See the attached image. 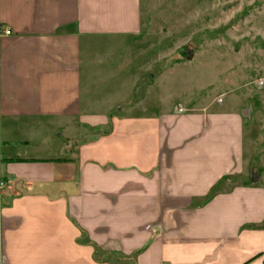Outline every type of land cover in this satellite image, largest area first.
<instances>
[{"label": "crops", "instance_id": "1", "mask_svg": "<svg viewBox=\"0 0 264 264\" xmlns=\"http://www.w3.org/2000/svg\"><path fill=\"white\" fill-rule=\"evenodd\" d=\"M144 26L142 0H0V264H264L249 115L134 112L109 57Z\"/></svg>", "mask_w": 264, "mask_h": 264}, {"label": "rangeland", "instance_id": "2", "mask_svg": "<svg viewBox=\"0 0 264 264\" xmlns=\"http://www.w3.org/2000/svg\"><path fill=\"white\" fill-rule=\"evenodd\" d=\"M142 9L144 40L117 42L109 57L115 67L132 61L125 73L115 69L119 85L136 86L127 102L134 112H169L224 96L249 115L248 173L256 171L264 187V0H142ZM116 92L124 99L125 89Z\"/></svg>", "mask_w": 264, "mask_h": 264}, {"label": "water", "instance_id": "3", "mask_svg": "<svg viewBox=\"0 0 264 264\" xmlns=\"http://www.w3.org/2000/svg\"><path fill=\"white\" fill-rule=\"evenodd\" d=\"M193 58H194V51L187 49L186 50V59L188 61H191V60H193ZM252 181L255 183H257L259 181V175L256 172L252 173Z\"/></svg>", "mask_w": 264, "mask_h": 264}, {"label": "built area", "instance_id": "4", "mask_svg": "<svg viewBox=\"0 0 264 264\" xmlns=\"http://www.w3.org/2000/svg\"><path fill=\"white\" fill-rule=\"evenodd\" d=\"M4 34V35H10L11 34V30L8 29V30H4V31H0V36ZM258 84H263V80H259L258 81ZM221 100V99H219ZM4 182H0V189H2L4 187Z\"/></svg>", "mask_w": 264, "mask_h": 264}]
</instances>
